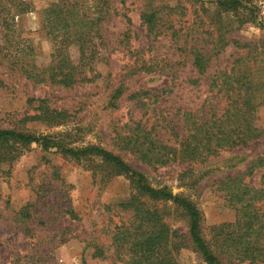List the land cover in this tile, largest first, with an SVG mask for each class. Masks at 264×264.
Here are the masks:
<instances>
[{
    "label": "rangeland",
    "instance_id": "374dc122",
    "mask_svg": "<svg viewBox=\"0 0 264 264\" xmlns=\"http://www.w3.org/2000/svg\"><path fill=\"white\" fill-rule=\"evenodd\" d=\"M242 1L245 8L238 14L217 15L214 0H151L165 7L167 14L161 29L150 33L141 19L147 0H0V14L9 11L13 29L0 59L5 52L15 54L34 74L52 65L57 53L55 38L45 29L47 8L64 2L85 20L103 17L99 23L102 46L88 71L89 81L74 86L40 82L27 78L19 66L0 60V79L6 83L0 86V128L48 134L68 147L95 145L120 155L144 173L152 186H167L194 201L202 213L203 235L212 240L214 227L235 220L219 182L229 174L245 172L264 152V139L221 151L205 161L158 167L120 147L117 133L141 121L173 143L166 126L180 123L185 111L213 103L223 107L221 96L214 98L209 88L210 73L230 67L239 54L246 57L249 49L252 57L264 62V0ZM21 8L28 11L19 13ZM188 30L194 32V39H202L201 46L207 48L211 41L224 46L204 75L198 74L193 56L180 48ZM173 31L179 33L178 41ZM1 36L0 32V44ZM68 51L77 63L78 47L72 45ZM117 89L122 93L112 99ZM146 90L153 94L143 96V106L132 94ZM32 98L47 99L66 118L59 124L26 120L35 113L29 103ZM255 123L264 129V105L258 108ZM14 148L9 159L0 148V264H82L83 259L87 264H128L117 260L109 248L114 226L127 218L117 204L134 193L129 177L116 175L100 157L76 159L38 144ZM245 181L264 186V168ZM156 204L173 228L188 231V217L181 209L172 203ZM106 206L111 207L105 210ZM89 242L104 245L106 257H93L94 250L86 247ZM178 260L205 264L192 246L182 249ZM240 264H264V260Z\"/></svg>",
    "mask_w": 264,
    "mask_h": 264
},
{
    "label": "trees",
    "instance_id": "16d2710c",
    "mask_svg": "<svg viewBox=\"0 0 264 264\" xmlns=\"http://www.w3.org/2000/svg\"><path fill=\"white\" fill-rule=\"evenodd\" d=\"M147 3L141 19L148 32L153 33L161 29V21L167 13L160 4L152 3L151 0H147ZM213 3L217 15L238 14L245 8L242 0H214ZM65 4L59 2L44 11L47 21L45 29L49 36L55 38L57 45L52 65L34 74L20 63L21 59L15 54L5 52L0 60L19 66L27 78L40 82L74 86L89 81L88 71L92 70L93 60L102 46L99 23L103 17L85 20L72 4H69V8ZM21 9L19 13L28 11L26 8ZM10 18L9 11L3 10V15L0 14V27H3L0 30L1 53L12 36ZM126 18L130 23L128 16ZM172 36L178 41L177 31H173ZM193 36L194 32L192 34L188 30L180 48L193 56V65L198 74L204 75L209 70L212 58L219 56L224 46L211 41L208 44L211 47L206 48L207 45L201 46V38L194 39ZM72 45L79 49L77 63L71 60L68 51ZM250 52L249 49L246 57L239 54L230 67L210 73L209 88L214 92V98L219 99L221 96L223 107L213 103L208 107L203 105L199 110L185 111L180 123L170 122L166 126L173 136V143L154 133L156 127L148 128L139 121L126 125L125 129L117 133L119 146L135 154L147 165L162 167L174 162L205 161L221 151L246 147L264 139V129L255 123L257 110L264 105V62L258 61L256 55L252 57ZM144 69L149 68L144 66ZM5 84L0 79V86ZM121 91L115 90L112 99H117ZM151 93L147 90L138 91L132 97L144 106L143 96ZM29 103L34 105L35 113L28 115L26 120L59 124L67 116L64 111L51 108L47 99L32 98ZM32 144H38L45 150L57 148L76 159L100 157L113 168L116 175L129 177L134 193L117 204L118 210L126 213L127 218L114 226L109 248L113 249V256L117 260L128 264H180V251L191 246L205 264H240L264 260V186L245 181L246 176L264 168V152L250 162L245 172L229 174L219 182V190L223 192L228 206L235 211V220L214 227L213 239L207 240L202 232V213L194 201L174 193L167 186H152L144 173L132 168L120 155L95 145L68 147L48 134L38 135L21 128H0V148L8 154L4 156L5 159L12 157L14 146L23 148ZM156 203H172L181 209L188 217V231L184 233L173 228ZM110 207L106 206L105 210ZM69 214L73 219L76 217L72 210ZM86 247L94 250L95 258L106 257L108 252L104 245L95 242L87 243ZM82 264H87V261L83 259Z\"/></svg>",
    "mask_w": 264,
    "mask_h": 264
}]
</instances>
